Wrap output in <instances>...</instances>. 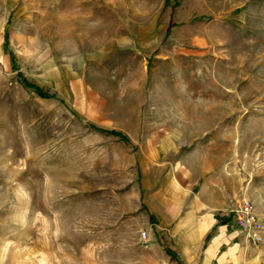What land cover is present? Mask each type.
I'll use <instances>...</instances> for the list:
<instances>
[{"label": "rangeland", "instance_id": "rangeland-1", "mask_svg": "<svg viewBox=\"0 0 264 264\" xmlns=\"http://www.w3.org/2000/svg\"><path fill=\"white\" fill-rule=\"evenodd\" d=\"M93 1L0 0V264H170L141 235L153 132L214 136L224 222L264 224V0Z\"/></svg>", "mask_w": 264, "mask_h": 264}, {"label": "crops", "instance_id": "crops-1", "mask_svg": "<svg viewBox=\"0 0 264 264\" xmlns=\"http://www.w3.org/2000/svg\"><path fill=\"white\" fill-rule=\"evenodd\" d=\"M185 136H146L148 159L140 162L146 165L141 193L154 219L149 241L171 253L170 264H264V234L249 241L223 220L246 198L236 172L226 171L216 138Z\"/></svg>", "mask_w": 264, "mask_h": 264}, {"label": "built area", "instance_id": "built-area-1", "mask_svg": "<svg viewBox=\"0 0 264 264\" xmlns=\"http://www.w3.org/2000/svg\"><path fill=\"white\" fill-rule=\"evenodd\" d=\"M232 218L236 228L245 238L251 241H260V231L264 227L263 222L258 217L254 205L250 202H244L240 207L234 209L228 217ZM142 239L146 242L149 240V232L144 230L141 232Z\"/></svg>", "mask_w": 264, "mask_h": 264}, {"label": "trees", "instance_id": "trees-1", "mask_svg": "<svg viewBox=\"0 0 264 264\" xmlns=\"http://www.w3.org/2000/svg\"><path fill=\"white\" fill-rule=\"evenodd\" d=\"M12 60H14L13 57H12ZM19 75L22 76V73L20 72ZM21 78H22V80H23V82H24V84H25L26 86H29V87L34 88V90H35L40 96H42V97H54L53 94H51V93H49V92H46V91L42 90L40 87L35 86V85H33L32 83H30V82H29L24 76H22ZM111 132H112V131H111ZM116 133H117V134H120L119 132H116ZM123 136H124V135H123Z\"/></svg>", "mask_w": 264, "mask_h": 264}]
</instances>
